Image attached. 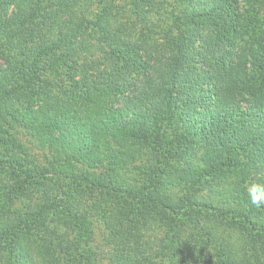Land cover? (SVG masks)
<instances>
[{"label":"trees","instance_id":"16d2710c","mask_svg":"<svg viewBox=\"0 0 264 264\" xmlns=\"http://www.w3.org/2000/svg\"><path fill=\"white\" fill-rule=\"evenodd\" d=\"M108 1L0 0L18 8L0 16L6 263L95 264L94 216L108 264L147 260L146 231L187 228L212 264H264V0H173L152 31L154 0H130L138 33L114 25ZM35 191L39 209L14 206ZM190 248L179 264H198Z\"/></svg>","mask_w":264,"mask_h":264},{"label":"rangeland","instance_id":"374dc122","mask_svg":"<svg viewBox=\"0 0 264 264\" xmlns=\"http://www.w3.org/2000/svg\"><path fill=\"white\" fill-rule=\"evenodd\" d=\"M108 1V0H106ZM109 3H113L115 6L112 7L111 11L116 12L117 15L112 17L114 20V25H120L122 31L132 32L136 31L138 33L140 30V18L137 14L131 13L130 6L128 5L130 0H109ZM154 4H156L153 10L148 14V24L152 26H148V30L160 29V25H163L166 19L164 18V14L161 16L160 12L171 11V4H173V0H154ZM164 3V4H163ZM103 2H95L92 9L94 12L101 10L103 7ZM16 3L12 4L8 10L2 11L0 10V16L8 17L11 15L12 11H18V8L15 7ZM177 6H181V4L177 3ZM153 22V23H151ZM158 23L157 28L156 24ZM144 26L146 23L143 24ZM158 31V30H157ZM148 36H152V34H148ZM11 130L14 132L15 137L20 141L25 148L30 152V154L38 159L39 161L42 159L43 155L46 153L45 150L39 149L36 144L30 139L25 129L21 125H13ZM108 167V160L104 159L101 165L91 167V170L96 172L105 171ZM126 176V175H124ZM127 177V176H126ZM9 179L7 175L1 172L0 169V183H8ZM247 185L246 190L249 193H253L251 190L252 186L249 185L246 181ZM92 194H89L87 199H90ZM42 195L40 192H31L26 195H22L16 199L14 202V206L18 210H35L39 209L42 204ZM88 220L91 228V239L89 240V244L92 249V259L95 264H108L113 247L109 241H107L105 237V230L103 224L97 220L94 216H88ZM59 231L62 229L60 227L57 228ZM145 232V231H144ZM59 233V232H57ZM45 239H49L51 241L58 240L59 237L46 235ZM144 239L152 246V250L148 253V258L142 264H179L180 261H183V258L187 254V248L191 247L192 251V260H198V264H212L214 260L212 256V249L209 245H206L200 241L197 237L196 233L189 228L184 229L177 237H171L169 233H166L163 230H156L154 232L146 231L144 233ZM180 246V247H179ZM180 251V257L175 253L174 250L178 248ZM200 247H204L205 249L201 251ZM0 264L6 263V255L3 251L0 250Z\"/></svg>","mask_w":264,"mask_h":264},{"label":"clouds","instance_id":"9594fccd","mask_svg":"<svg viewBox=\"0 0 264 264\" xmlns=\"http://www.w3.org/2000/svg\"><path fill=\"white\" fill-rule=\"evenodd\" d=\"M253 186H255V185H253ZM252 203H253V204H256V205H259V204H260V201H258V200H256V199H253V200H252Z\"/></svg>","mask_w":264,"mask_h":264}]
</instances>
